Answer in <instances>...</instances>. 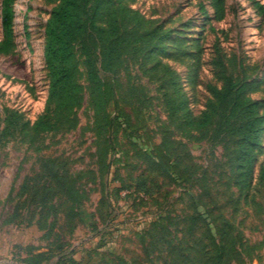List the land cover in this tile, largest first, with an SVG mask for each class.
Returning <instances> with one entry per match:
<instances>
[{"label": "trees", "instance_id": "1", "mask_svg": "<svg viewBox=\"0 0 264 264\" xmlns=\"http://www.w3.org/2000/svg\"><path fill=\"white\" fill-rule=\"evenodd\" d=\"M51 1L44 28L48 78L44 110L31 121L22 112L4 109L0 145L19 136L42 153L47 141L77 131L81 115L87 113L85 125L94 137L103 189L115 155L126 144L131 146L134 168H143L137 189L153 198L164 185L180 188L181 213L168 214L166 224L159 227L163 212L141 232L140 259L119 257L98 264H249L259 257L264 234L261 241L251 242L244 229L247 218H258L264 231V164L259 163L264 151V99L253 97L258 88L248 68L240 63L230 70L231 61L226 62L215 45L212 65L219 83L206 86L209 97L196 113L169 62L186 64L195 81L203 54L201 36L190 41L184 32L147 18L128 0ZM206 1L215 19L222 20L225 0ZM13 2L2 0L1 53H8L13 42ZM255 6L264 17V6L259 2ZM151 85L162 114L159 143L150 146L142 145L140 119L156 99L150 95ZM187 142H205L212 156L220 149L214 164V172L222 170L217 181L212 180L209 165L198 164L186 152ZM73 175L68 160L41 156L38 170L23 179L17 196L32 203L39 199L43 206L64 198L75 204L72 214L77 215L83 193ZM242 214L245 217L238 220ZM42 257L36 255L34 264Z\"/></svg>", "mask_w": 264, "mask_h": 264}, {"label": "rangeland", "instance_id": "2", "mask_svg": "<svg viewBox=\"0 0 264 264\" xmlns=\"http://www.w3.org/2000/svg\"><path fill=\"white\" fill-rule=\"evenodd\" d=\"M200 1L128 0V3L147 18L184 32L190 41L201 36L203 54L195 81L189 78L190 69L186 64L172 59L169 62L178 72L196 113L203 109L209 97L206 86L219 83L212 65L215 45L222 51L223 59L231 61L230 70L240 63L248 68V75L255 78L258 88L253 97L264 99V17L255 6V2L264 6V0H225L222 20L215 19L209 1H203V10ZM53 5L51 0L13 2L11 50L0 52V114L6 108L13 109L34 121L44 110L48 96L44 28ZM1 12L2 0L0 42L3 39ZM154 87L150 86V95L156 98L153 106L140 119L144 127L142 145L159 143L162 110ZM86 118L87 113L81 115L77 131L47 141L42 153L29 147L19 136L0 145V264H34L35 256L40 254L43 257L39 264H98L104 259L111 261L119 257L138 260L142 255L141 232L163 212L159 227L166 224L168 214L181 213L179 187L164 185L153 198L137 189L143 168H134L136 161L130 158L132 151L128 144L122 145L115 155L116 162L105 177L107 184L103 189L94 157V137L86 129ZM186 147L195 162L209 165L210 176L217 181L222 170L214 172V164L215 157H220V149L212 156L205 142H187ZM122 150L128 153L124 155ZM41 156L68 160L73 179L83 193L77 215L72 214L75 204L65 202L64 198H55L53 203L43 206L38 203L39 199L32 203L25 202V196H17L23 179L35 175ZM259 163L264 164V151ZM171 202L175 206H170ZM15 211L17 217H14ZM244 217L238 215L237 219ZM244 232L249 241H261L264 231L260 219L247 218ZM258 255L249 264H264V247Z\"/></svg>", "mask_w": 264, "mask_h": 264}]
</instances>
